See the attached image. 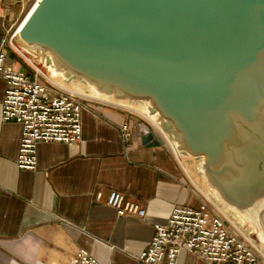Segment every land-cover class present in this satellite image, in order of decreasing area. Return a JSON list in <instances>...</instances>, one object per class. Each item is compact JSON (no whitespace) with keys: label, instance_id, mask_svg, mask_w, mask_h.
<instances>
[{"label":"water","instance_id":"1","mask_svg":"<svg viewBox=\"0 0 264 264\" xmlns=\"http://www.w3.org/2000/svg\"><path fill=\"white\" fill-rule=\"evenodd\" d=\"M12 39L53 84L140 114L144 143L194 159L264 255V0H38Z\"/></svg>","mask_w":264,"mask_h":264},{"label":"crops","instance_id":"2","mask_svg":"<svg viewBox=\"0 0 264 264\" xmlns=\"http://www.w3.org/2000/svg\"><path fill=\"white\" fill-rule=\"evenodd\" d=\"M31 5L0 0L4 64L29 74L33 66L15 49L12 34ZM5 88L0 78V264H71L81 249L100 264H143L138 257L155 225L166 223L176 207L198 208L207 198L194 159L169 145L144 143L136 129L147 119L96 100L83 101L80 142L40 143L36 168L20 169L22 129L2 120ZM122 125L132 131L127 141ZM112 191L145 208L146 216L118 217L107 205ZM177 264L211 263L183 251Z\"/></svg>","mask_w":264,"mask_h":264},{"label":"built area","instance_id":"3","mask_svg":"<svg viewBox=\"0 0 264 264\" xmlns=\"http://www.w3.org/2000/svg\"><path fill=\"white\" fill-rule=\"evenodd\" d=\"M26 1L32 4L36 0ZM4 61L5 53L0 51V78L6 83L2 120L21 126L16 164L20 169L33 170L38 163L40 143L71 144L82 140L83 101L91 99L58 87L33 65V74H29L5 66ZM120 130L122 139L127 141L132 135L131 129L122 125ZM101 198L102 193H98L96 200ZM107 205L118 217L146 216L145 208L119 191L109 193ZM183 251L211 264H258L261 256L208 198L198 208L176 207L166 223L156 224L151 242L138 260L143 264H177ZM71 264L100 263L87 250L81 249Z\"/></svg>","mask_w":264,"mask_h":264},{"label":"rangeland","instance_id":"4","mask_svg":"<svg viewBox=\"0 0 264 264\" xmlns=\"http://www.w3.org/2000/svg\"><path fill=\"white\" fill-rule=\"evenodd\" d=\"M238 218V217H237ZM238 221L241 223H243V221H241V219H239L238 218ZM246 224H244V226H243V229L244 230H246V231H253V228H252V226H250L247 222H245ZM258 264H264V255L263 254H261V256H260V261H259V263Z\"/></svg>","mask_w":264,"mask_h":264},{"label":"bare ground","instance_id":"5","mask_svg":"<svg viewBox=\"0 0 264 264\" xmlns=\"http://www.w3.org/2000/svg\"><path fill=\"white\" fill-rule=\"evenodd\" d=\"M38 0H36L35 2H37ZM35 2L34 3H32V5H31V7L33 6V4H35ZM30 7V8H31ZM54 74H57V71L56 70H54ZM255 220V217L253 218V220L252 221H254ZM264 240V239H263Z\"/></svg>","mask_w":264,"mask_h":264}]
</instances>
